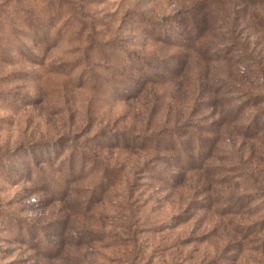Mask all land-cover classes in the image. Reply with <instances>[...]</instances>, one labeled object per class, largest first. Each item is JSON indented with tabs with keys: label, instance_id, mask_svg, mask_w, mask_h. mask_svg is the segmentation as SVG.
Returning a JSON list of instances; mask_svg holds the SVG:
<instances>
[{
	"label": "rangeland",
	"instance_id": "rangeland-1",
	"mask_svg": "<svg viewBox=\"0 0 264 264\" xmlns=\"http://www.w3.org/2000/svg\"><path fill=\"white\" fill-rule=\"evenodd\" d=\"M0 264H264V0H0Z\"/></svg>",
	"mask_w": 264,
	"mask_h": 264
}]
</instances>
